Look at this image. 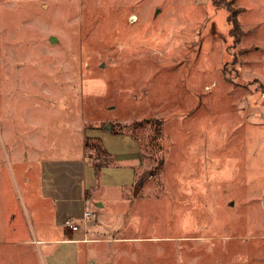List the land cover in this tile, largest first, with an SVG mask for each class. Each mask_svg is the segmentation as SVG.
Segmentation results:
<instances>
[{"label": "rangeland", "instance_id": "obj_1", "mask_svg": "<svg viewBox=\"0 0 264 264\" xmlns=\"http://www.w3.org/2000/svg\"><path fill=\"white\" fill-rule=\"evenodd\" d=\"M81 124L145 173L117 233L47 243L40 145ZM0 264H264V0H0Z\"/></svg>", "mask_w": 264, "mask_h": 264}, {"label": "crops", "instance_id": "obj_2", "mask_svg": "<svg viewBox=\"0 0 264 264\" xmlns=\"http://www.w3.org/2000/svg\"><path fill=\"white\" fill-rule=\"evenodd\" d=\"M75 130L79 131L80 137L75 145L66 146L67 156H62L61 149L50 150L47 144L40 145L41 157L38 155L41 152L36 155L40 158L41 197L50 203L55 229L61 231L57 238L42 239L47 243H98L102 232H116L119 227L117 219L123 216L121 211L128 190H133L145 173L141 143L130 133H113L105 128L88 129L84 124L77 125ZM86 137L101 140L112 156L113 163L103 168L100 180L86 156ZM54 150L56 155L51 156ZM87 209L95 212V218L86 229L82 227L73 232L65 226V220L81 217ZM112 216L114 225L108 222Z\"/></svg>", "mask_w": 264, "mask_h": 264}, {"label": "trees", "instance_id": "obj_3", "mask_svg": "<svg viewBox=\"0 0 264 264\" xmlns=\"http://www.w3.org/2000/svg\"><path fill=\"white\" fill-rule=\"evenodd\" d=\"M231 4V1L229 3H226L229 8ZM236 14L237 13L233 12V14L229 16V21L232 23L231 35L234 37L235 43H238L240 42L243 34L240 24L236 18ZM151 121L153 128L157 132L161 133L162 120L156 119ZM85 150L87 159L89 160L91 166L94 168L96 178L100 180L103 174V168L113 163L112 156L107 152L101 142H94L93 139L89 137L85 139Z\"/></svg>", "mask_w": 264, "mask_h": 264}, {"label": "built area", "instance_id": "obj_4", "mask_svg": "<svg viewBox=\"0 0 264 264\" xmlns=\"http://www.w3.org/2000/svg\"><path fill=\"white\" fill-rule=\"evenodd\" d=\"M95 218V212L91 209H87L83 212L81 217H71L65 220V226L71 231H79L82 227L87 228L88 225L93 222Z\"/></svg>", "mask_w": 264, "mask_h": 264}, {"label": "water", "instance_id": "obj_5", "mask_svg": "<svg viewBox=\"0 0 264 264\" xmlns=\"http://www.w3.org/2000/svg\"><path fill=\"white\" fill-rule=\"evenodd\" d=\"M51 41H55V37H53V36H52V37H51ZM106 128H108V129H109L110 127H109V126H107Z\"/></svg>", "mask_w": 264, "mask_h": 264}]
</instances>
